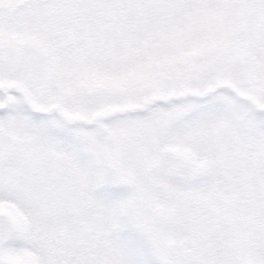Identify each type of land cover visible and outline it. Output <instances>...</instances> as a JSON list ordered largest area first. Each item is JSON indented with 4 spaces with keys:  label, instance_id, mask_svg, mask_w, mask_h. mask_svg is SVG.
<instances>
[{
    "label": "snow or ice",
    "instance_id": "snow-or-ice-1",
    "mask_svg": "<svg viewBox=\"0 0 264 264\" xmlns=\"http://www.w3.org/2000/svg\"><path fill=\"white\" fill-rule=\"evenodd\" d=\"M0 264H264V0H0Z\"/></svg>",
    "mask_w": 264,
    "mask_h": 264
}]
</instances>
